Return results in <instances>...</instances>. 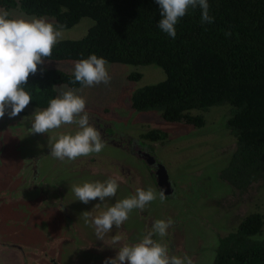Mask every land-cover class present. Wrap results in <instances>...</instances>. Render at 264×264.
<instances>
[{
  "label": "flooded vegetation",
  "instance_id": "1",
  "mask_svg": "<svg viewBox=\"0 0 264 264\" xmlns=\"http://www.w3.org/2000/svg\"><path fill=\"white\" fill-rule=\"evenodd\" d=\"M0 9L13 17V8L2 0ZM31 106L39 109L27 106L9 117V108L0 118V264H104L124 244L142 239L156 220L169 217L174 223L164 241L170 254L186 253L194 264H214L221 241L246 216L259 212L255 210L260 197L254 194L253 183L240 189L221 177L236 142L201 149L194 157L182 159L181 147L167 150L170 143L183 139L166 129L178 121L162 117L164 122L141 123L133 119L144 110L131 106L129 115L115 118L88 113L105 141L104 149L61 161L51 155L50 146L60 132L74 134L78 126L31 133L35 112L46 109ZM152 129L164 135H154ZM109 178H116L119 187L114 197L104 201L84 204L72 191L73 185ZM137 188H152L156 199L142 211L134 209L120 228L113 226L99 240L94 217L134 195ZM117 235L121 239L115 242Z\"/></svg>",
  "mask_w": 264,
  "mask_h": 264
},
{
  "label": "trees",
  "instance_id": "2",
  "mask_svg": "<svg viewBox=\"0 0 264 264\" xmlns=\"http://www.w3.org/2000/svg\"><path fill=\"white\" fill-rule=\"evenodd\" d=\"M2 1L24 14L49 17L63 29L83 17L92 19L83 37L60 39L44 60L78 61L95 54L108 63L164 70L163 79L131 92L135 110H158L165 120L202 127L205 117L199 111L227 108L225 126L236 145L221 177L240 189L264 185V0H208L211 24H201L199 7L189 8L175 26V39L158 27L156 0ZM141 76L140 70L128 74L134 80ZM73 80V71L43 63L23 87L31 105L47 108L58 96L56 85L81 86ZM263 218L260 212L246 216L221 241L214 264H264Z\"/></svg>",
  "mask_w": 264,
  "mask_h": 264
},
{
  "label": "clouds",
  "instance_id": "3",
  "mask_svg": "<svg viewBox=\"0 0 264 264\" xmlns=\"http://www.w3.org/2000/svg\"><path fill=\"white\" fill-rule=\"evenodd\" d=\"M156 3L162 17L158 27L173 39L177 35L175 26L189 8L201 9V24L214 22V17L209 15L208 0H156ZM226 35L230 36L231 33L227 32ZM62 36L63 27L54 25L44 17H10L7 10L0 9V118L5 116L9 108V117H15L30 104L32 97L23 85L27 84L31 74L37 72L38 65L44 63V58L52 55L53 48ZM107 65L105 58L95 54L76 61L72 83L79 82L82 88L100 83L108 84L111 77ZM81 90L62 91L60 95L50 99L46 109L36 111L31 122V133H47L62 125L78 126L79 130L74 134H59L55 143L50 146L51 155L61 161H75L79 157L98 154L105 147L100 131L90 123L85 111L86 98L78 94ZM118 187L117 179L109 178L103 182L86 181L82 185H73L72 191L79 201L88 204L97 199L104 201L105 198L114 197ZM155 199L156 193L152 188H137L134 195L118 200L92 220L97 238L103 240L113 226L120 228L134 209L142 211ZM164 199L161 192L160 200ZM87 215L85 213L86 217ZM173 223L171 217L156 220L142 239L133 244H124L116 257L106 259L104 264H194L186 253L170 254L164 238L168 236ZM155 236L160 239H154ZM120 239L119 235L113 237L115 242Z\"/></svg>",
  "mask_w": 264,
  "mask_h": 264
},
{
  "label": "rangeland",
  "instance_id": "4",
  "mask_svg": "<svg viewBox=\"0 0 264 264\" xmlns=\"http://www.w3.org/2000/svg\"><path fill=\"white\" fill-rule=\"evenodd\" d=\"M13 17H23L25 19H31L35 16H30L22 13L17 8H13L11 11ZM40 18V17H36ZM47 21L53 22V19L49 17H44ZM93 24V21L89 17H83L78 23L70 28L63 29L62 39H78L83 37L88 28ZM76 61H51L44 60V64L49 67H56L62 70L73 71L74 64ZM109 75L111 77L108 84L100 83L93 87H70L66 84L56 85L57 95H60L62 91L68 89H82L78 92L86 98V108L85 111L89 114H96L107 118H115L119 115H129L132 111L130 95L131 92L138 86L152 83L163 79L165 77V72L160 67L155 65H146L142 67H135L129 64L121 63H108L107 65ZM132 70H140L142 76L137 79L128 78V74ZM29 107H33L28 105ZM38 110L39 108L33 107ZM226 110L223 107H211L206 111H199L205 117V124L202 128H196L185 121H178L172 124H167V130L172 136L183 137V139L173 141L167 147L169 152H172L174 148H182L181 151L184 155L182 159L186 157H194L198 154L201 149H206L213 146H222L225 144H232L235 141V137L230 134L225 126L226 120ZM199 113L198 111H193V113ZM133 120L140 121H151L154 123L164 122L163 118L158 110L150 109L139 112L135 115ZM169 123V122H166ZM61 128H58L57 131ZM54 129L48 132H53ZM61 134V132H60ZM59 135V134H58ZM57 135V136H58ZM53 141L51 139H45L43 144ZM42 144V145H43ZM262 183V182H261ZM258 190H254V194H258L260 197V202L256 204V210L264 215V185ZM254 189V188H253Z\"/></svg>",
  "mask_w": 264,
  "mask_h": 264
}]
</instances>
